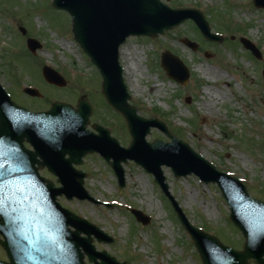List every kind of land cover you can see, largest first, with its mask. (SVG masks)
<instances>
[{
  "label": "rangeland",
  "instance_id": "1",
  "mask_svg": "<svg viewBox=\"0 0 264 264\" xmlns=\"http://www.w3.org/2000/svg\"><path fill=\"white\" fill-rule=\"evenodd\" d=\"M167 5L202 11L211 31L220 32L222 41H205L190 21L154 39H128L119 52L124 56L132 52L142 71V75L132 76L133 90L123 73L131 103L146 119L159 111L157 118L175 137L219 171L242 179L250 196L264 202V9L255 8L252 0H169ZM70 26L69 17L55 11L51 0H0V87L32 112L48 110L53 101L74 107L85 96L93 106L90 125L108 128L120 146L126 147L130 138L124 122L107 109L101 78L74 42ZM240 37L256 46L261 60L242 48ZM26 39L36 40L41 49L30 53ZM183 39L195 43L196 50L182 44ZM165 51L189 70L188 84L179 85L165 76L159 66ZM119 62L124 66L120 54ZM43 66L53 68L66 86L47 85L41 76ZM24 87L36 89L41 97L25 95ZM154 140L169 141L162 132L151 129L146 142ZM123 169V188L97 155L87 156L80 169L87 174L84 188L88 194L112 207L60 200L66 209L113 238L110 245L94 242L96 251L129 264H201L152 176L132 162ZM162 169L170 195L188 221L241 250L243 239L228 224V207L218 189L193 176L175 179L170 169ZM128 208L148 216L149 224L137 223ZM3 257L0 249V259Z\"/></svg>",
  "mask_w": 264,
  "mask_h": 264
},
{
  "label": "water",
  "instance_id": "2",
  "mask_svg": "<svg viewBox=\"0 0 264 264\" xmlns=\"http://www.w3.org/2000/svg\"><path fill=\"white\" fill-rule=\"evenodd\" d=\"M253 3L256 8H264V0H253ZM52 6L56 10L65 11L71 17L74 39L99 70L103 80L102 94L107 104L124 119L132 139L131 144L127 149L120 148L117 142L110 138L109 131L98 126H93L98 135L85 131V126L88 124V119L92 113L91 106L85 101V98L79 100L76 110L67 105L54 103L48 112L30 114L24 109L14 106L0 88V118L21 119V125L26 127V134L23 133V135L34 142L30 141L37 150L44 153L51 149L46 141L54 137L51 130L48 132L45 130L52 126L58 127L61 130L58 134L69 146L61 152L60 156L69 152L71 156L77 154L76 159H79L84 154L79 153V147H84L86 154L99 153L114 170L120 187L124 184L121 163L126 164L128 160H132L142 166L154 176L155 181L168 197L182 227L194 243L202 264H249L250 261L255 264H264V231H261L263 219L253 212L244 211L246 204H252L254 201L247 198L241 182L218 173L213 165L196 155L186 144L172 137L164 124L154 118L145 120L138 117L136 115L137 109L128 103L130 97L123 84L122 69L118 64V48L128 37L147 36L154 38L159 34L163 35L166 31L177 27L188 19L194 21L206 39L220 41V37L210 33L203 14L192 9L171 10L159 0H52ZM22 34H25L24 30H22ZM240 42L245 49L250 50L253 55L260 59L250 42L245 39H240ZM184 43L195 50L194 44L187 40ZM26 44L32 53L40 48V45L31 39L27 40ZM161 67L169 78L180 84L187 83L188 71L171 54H162ZM42 75L48 84L59 88L66 85V82L48 67L42 69ZM262 75L264 78V72ZM25 92L30 96H39L37 91L32 89H26ZM151 127H156L166 133L172 143L165 145L156 141L153 144H147L144 139ZM52 165L50 164L49 167L51 168ZM162 166L171 168L175 178L194 174L205 184H217L230 206V220L243 232L246 239L242 252H235L224 247L214 237L189 224L168 193V187L161 171ZM55 173L59 176L63 174L59 170H55ZM63 175L62 185L64 188L58 193H54L53 198L64 193L69 199L76 197L81 200H92L82 189L84 175L80 173ZM27 201H29L28 198ZM53 205L58 209L56 204ZM60 211L64 216L58 217L56 228L62 231L71 225L75 229L71 239L74 238L75 240L74 255L78 264H81L82 257L78 248L83 246L80 233L87 236L84 249L89 262L96 263V260L100 259L102 262L100 264H119L104 252L96 253L91 246L90 236L93 235L98 241L105 243L112 242V239L103 235L100 230L83 219ZM132 213L138 222L144 225L149 222V219L141 212L132 211ZM42 219L38 218L39 225H47V221H41ZM0 232L2 231L0 230ZM7 239L6 242L0 241V245L4 249H7V241L10 240L8 237ZM10 241L17 246L19 238L13 235ZM11 261L15 264L16 257L11 258ZM35 264H39V262L35 261Z\"/></svg>",
  "mask_w": 264,
  "mask_h": 264
},
{
  "label": "flooded vegetation",
  "instance_id": "3",
  "mask_svg": "<svg viewBox=\"0 0 264 264\" xmlns=\"http://www.w3.org/2000/svg\"><path fill=\"white\" fill-rule=\"evenodd\" d=\"M2 128L0 127V131ZM68 159V156L65 157ZM47 162L46 159H43L42 157L38 156L35 149L30 145L27 140L24 138L22 140H15L14 143L4 145L1 143L0 138V174L6 175V180L9 183H21L25 182L27 179V176L29 178H35L36 175H38L41 178H44L45 184H52V186L58 187L59 184L57 182V178L53 176L46 167H44V164ZM86 158L84 159L85 165ZM30 173V175H28ZM62 200V198L60 199ZM14 210V209H13ZM15 216H21V210L13 213ZM23 233V235H26ZM27 247V243L25 240L21 241V258L22 262L21 264H26V261L24 262V251ZM5 255V253H4ZM61 261L58 260L55 262L56 264H71L69 261V256L62 255V258H60ZM4 261H6V264H9L7 256L5 255ZM86 264V260L84 261ZM74 264V263H73Z\"/></svg>",
  "mask_w": 264,
  "mask_h": 264
},
{
  "label": "bare ground",
  "instance_id": "4",
  "mask_svg": "<svg viewBox=\"0 0 264 264\" xmlns=\"http://www.w3.org/2000/svg\"><path fill=\"white\" fill-rule=\"evenodd\" d=\"M120 59L124 63L122 69H123L124 77L128 81L129 89L133 90L134 88L132 86V80H131L132 76H134L136 73L142 75V71H140L138 61L132 52L127 53L125 56L123 55L122 52H120ZM211 100L217 101L218 97L215 98L211 97Z\"/></svg>",
  "mask_w": 264,
  "mask_h": 264
},
{
  "label": "trees",
  "instance_id": "5",
  "mask_svg": "<svg viewBox=\"0 0 264 264\" xmlns=\"http://www.w3.org/2000/svg\"><path fill=\"white\" fill-rule=\"evenodd\" d=\"M219 24H220V27H222V24L221 23H219ZM154 112H155V114L159 113V111H157V110H155Z\"/></svg>",
  "mask_w": 264,
  "mask_h": 264
}]
</instances>
